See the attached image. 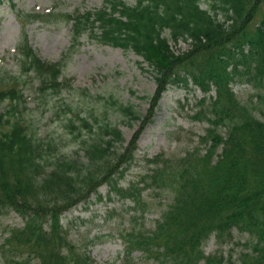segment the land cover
Wrapping results in <instances>:
<instances>
[{
	"label": "trees",
	"instance_id": "trees-1",
	"mask_svg": "<svg viewBox=\"0 0 264 264\" xmlns=\"http://www.w3.org/2000/svg\"><path fill=\"white\" fill-rule=\"evenodd\" d=\"M133 1L104 0L102 8L76 15L17 12L16 71L0 68V215L13 211L23 224L7 230L0 264H97L69 238L61 217L93 194L100 200L104 184L108 200L133 203L141 219L157 206L152 228L141 223L119 231L118 264H136V251L147 264H264V0ZM37 21H72V43L61 60L45 61L28 44L24 29ZM85 33L142 57L156 88L145 115L118 106L121 117L139 122L126 146L106 105L66 117L75 143L68 153L25 117L24 88L31 79L44 102L71 90L62 77L65 59ZM170 40L189 47L175 53ZM237 84L247 85L253 97L236 94ZM169 86L202 93L190 116L207 125L205 133L183 154L148 159L146 171L121 186L137 161V140ZM235 231L249 237L236 258L224 257L221 248L205 252L211 237L221 246Z\"/></svg>",
	"mask_w": 264,
	"mask_h": 264
},
{
	"label": "rangeland",
	"instance_id": "rangeland-1",
	"mask_svg": "<svg viewBox=\"0 0 264 264\" xmlns=\"http://www.w3.org/2000/svg\"><path fill=\"white\" fill-rule=\"evenodd\" d=\"M133 4V0H126ZM104 0H12L0 5V68L15 72V50L22 31L16 18L17 11L24 13L46 12L49 9L69 14H82L103 7ZM203 8L205 4H201ZM29 44L45 61L61 60L71 43V24H28L24 32ZM175 53L188 49L184 41H169ZM63 77L72 85L71 90L62 91L57 97L40 99L33 89V81L28 79L25 98L28 103L25 117L38 128L41 137L49 136L62 141L68 153L75 147L74 139L67 134L65 118L76 112H101L108 107L110 120L122 131L128 142L139 127V122L129 121L120 116L118 106L132 105L145 115L150 107L151 96L156 83L151 69L131 50H123L103 45L92 39L87 33L79 45L66 58ZM234 91L243 99L253 97L252 90L246 85H234ZM203 95L198 90L170 86L163 93L152 121L145 127L137 140L134 165L120 179L121 186L135 181L148 168V159L158 154H183L198 144V138L205 133L207 125L191 119L192 109ZM100 97V98H98ZM100 101H103L100 102ZM102 104V108L101 105ZM260 106V105H259ZM72 112H69V109ZM200 150L205 146H200ZM101 199L92 195L88 202L80 203L66 212L61 223L68 230L69 238L93 258L97 264H118V254L123 244L118 237L120 230L130 225L144 224L152 228L157 219V206L144 219L132 210L133 203L118 199L108 200V187L99 189ZM159 198L154 200L157 205ZM138 217V218H137ZM136 218V219H134ZM21 217L15 212L0 215V243L7 230L20 227ZM249 237L246 233L234 232V239L218 245L211 237L204 245L206 253H214L221 248L224 257L236 258L246 249ZM136 264H147L140 252H135ZM122 256V254L120 255Z\"/></svg>",
	"mask_w": 264,
	"mask_h": 264
}]
</instances>
